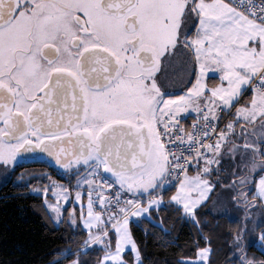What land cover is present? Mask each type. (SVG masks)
<instances>
[{"label": "snow or ice", "instance_id": "obj_1", "mask_svg": "<svg viewBox=\"0 0 264 264\" xmlns=\"http://www.w3.org/2000/svg\"><path fill=\"white\" fill-rule=\"evenodd\" d=\"M225 157L227 185L209 179ZM21 161L57 166L67 184L40 172L48 183L30 190L85 233L48 264L101 250L93 264H144L131 225L171 235L162 205L206 241L178 264H206L198 211L217 186L244 211L226 260L264 264L247 251H264V220L248 211L264 209V0H0V169Z\"/></svg>", "mask_w": 264, "mask_h": 264}, {"label": "trees", "instance_id": "obj_2", "mask_svg": "<svg viewBox=\"0 0 264 264\" xmlns=\"http://www.w3.org/2000/svg\"><path fill=\"white\" fill-rule=\"evenodd\" d=\"M28 166L45 164L22 163L15 171ZM43 209L42 197L32 193L28 185L16 183L14 177L0 184V264H48L57 256L54 249L64 248L72 243L67 239L69 235L76 241L85 238V233L79 229L73 231V226L65 221L58 225L47 223ZM158 213L171 235L154 226L148 219L142 221L147 234L137 224L131 225L142 249L144 264H178L180 259L195 254L191 247L193 238L199 241L200 246L205 245L206 241L196 233L191 221L180 216L173 206L162 207ZM206 217L208 219H201L208 222L206 226L201 225L203 235L210 242L216 241L228 255V241L231 240L228 233L238 226L239 221L228 219L225 215L213 216L209 212ZM252 248L257 257L264 259V253L255 245ZM101 255L102 250L89 251L85 258L89 264H93ZM227 261L229 260H224Z\"/></svg>", "mask_w": 264, "mask_h": 264}, {"label": "rangeland", "instance_id": "obj_3", "mask_svg": "<svg viewBox=\"0 0 264 264\" xmlns=\"http://www.w3.org/2000/svg\"><path fill=\"white\" fill-rule=\"evenodd\" d=\"M214 79H216V78L211 77V76L209 78L210 82ZM175 94H179V93L177 92ZM244 99L245 100L248 99V96L244 97ZM243 103H244V100H241V104H243ZM190 112H191V110H190ZM181 115H184V114H181ZM189 115H195V114L191 113V114H188L187 116H189ZM228 119H233V117L231 115H229ZM16 169H17V167H16ZM229 171H231V160L228 159L227 157H225L222 160V166H220V171L218 173L214 172L213 176L209 177V179H220L222 184L227 185L229 183V181L227 179H224V177H226L228 175ZM40 172H47L50 176V179L53 181H58L62 184L68 183V181L64 178L63 174L60 172L59 169H56V168L53 169L52 167L45 165V166L24 167L22 169H19L18 171L10 173L7 176H5L3 174V169H0V184L7 181L11 177H14V181L16 183L25 184V185L29 186V189H34L40 185H44V184L48 183V180L44 179L43 177L36 178V179L32 178L33 176H35V174L40 173ZM195 173H196L195 169H192L189 171V174H191V175H195ZM58 176H60V178ZM169 191H174V189H171ZM31 192L34 194H37L34 191H31ZM236 194L237 193L235 190H227L225 188H221V187L217 186L216 190L211 194V197L207 201V203L204 204L199 209L198 217L200 219H208V217H206V213L209 212L213 216L225 215L228 219H233V220L239 221V223H240V217H242L244 215V211H243L242 207H237L236 204H234L232 201V197L235 196ZM167 196H168V191L165 192V194H164L165 200H167ZM42 199L44 202L43 197H42ZM47 199L49 201H51L52 198L49 196V197H47ZM249 199H251V196H249ZM167 206H171V205H162L158 208L157 211H159V209H161L162 207H167ZM97 210H100V209H97ZM225 210H227V211H225ZM248 211L252 213V215L255 217V219L257 221L263 220L264 209H262L258 205L254 208L248 209ZM42 213H43V216H44L45 220L47 221V223L52 224V225H54V224L58 225L57 223L53 222L52 218L49 216L48 211H46L45 208L43 209ZM152 215H153V217H155L157 215V212L153 211ZM161 222L163 223L162 218H161ZM256 231L257 232L260 231V228H257ZM223 243H224V240L222 242V245H223ZM252 246L253 245L250 244V246L247 249L249 255L254 257V258L260 259L259 256L258 257L256 256L257 253L252 248ZM211 247L213 249V252L210 254L209 262H206V264H231V261L224 262V260L226 259L225 258L226 257V250L223 251L221 246H219L216 241L211 242ZM255 247L259 251H261L259 245H255ZM261 252L264 253V251H261ZM194 255L191 257H187V258H192V257H194ZM131 257H132V253L128 252L125 258L130 259Z\"/></svg>", "mask_w": 264, "mask_h": 264}, {"label": "built area", "instance_id": "obj_4", "mask_svg": "<svg viewBox=\"0 0 264 264\" xmlns=\"http://www.w3.org/2000/svg\"><path fill=\"white\" fill-rule=\"evenodd\" d=\"M228 116H227V118H228ZM194 119H196L195 115L186 116V118L180 119V125L182 127H184L185 129H187V130H191V127H192L191 121L194 120ZM180 150H181L180 146H177V148L175 149V151H180ZM190 170H192V168H190L189 171Z\"/></svg>", "mask_w": 264, "mask_h": 264}, {"label": "water", "instance_id": "obj_5", "mask_svg": "<svg viewBox=\"0 0 264 264\" xmlns=\"http://www.w3.org/2000/svg\"><path fill=\"white\" fill-rule=\"evenodd\" d=\"M21 163H28V162H24V161H23V162H21ZM21 163H19V164H21ZM50 165H51L52 167L58 169L57 166H56L55 164H50Z\"/></svg>", "mask_w": 264, "mask_h": 264}, {"label": "flooded vegetation", "instance_id": "obj_6", "mask_svg": "<svg viewBox=\"0 0 264 264\" xmlns=\"http://www.w3.org/2000/svg\"><path fill=\"white\" fill-rule=\"evenodd\" d=\"M21 162H23V161H21ZM20 162V163H21ZM22 164V163H21ZM21 164H19V165H21ZM45 165H48V166H50V167H52L50 164H48V163H44Z\"/></svg>", "mask_w": 264, "mask_h": 264}]
</instances>
